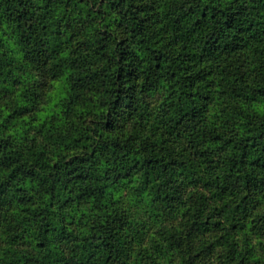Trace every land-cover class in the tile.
Returning a JSON list of instances; mask_svg holds the SVG:
<instances>
[{
    "label": "trees",
    "instance_id": "trees-1",
    "mask_svg": "<svg viewBox=\"0 0 264 264\" xmlns=\"http://www.w3.org/2000/svg\"><path fill=\"white\" fill-rule=\"evenodd\" d=\"M148 220L130 264H264V0H0V264H129Z\"/></svg>",
    "mask_w": 264,
    "mask_h": 264
},
{
    "label": "rangeland",
    "instance_id": "rangeland-1",
    "mask_svg": "<svg viewBox=\"0 0 264 264\" xmlns=\"http://www.w3.org/2000/svg\"><path fill=\"white\" fill-rule=\"evenodd\" d=\"M124 203H126L129 208L132 211H135V215L139 216L140 219L147 218V212H146V205L142 203H134L130 199H125L123 198ZM180 219V212L175 208L172 210L171 214L166 218L165 224H170V223H176ZM161 228V227H160ZM160 228H157L156 224L152 220H148L145 226H143V229L141 230L139 234V238L135 242V244L132 245L131 249L129 250V264L134 260V258L138 254L139 248L143 249L146 245H149L152 240L155 238H160L161 232Z\"/></svg>",
    "mask_w": 264,
    "mask_h": 264
}]
</instances>
